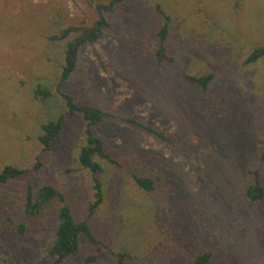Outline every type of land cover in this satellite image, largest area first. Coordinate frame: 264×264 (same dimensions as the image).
<instances>
[{
	"label": "rangeland",
	"instance_id": "rangeland-1",
	"mask_svg": "<svg viewBox=\"0 0 264 264\" xmlns=\"http://www.w3.org/2000/svg\"><path fill=\"white\" fill-rule=\"evenodd\" d=\"M109 1L0 0V171H26L0 183V264H55L58 204L41 217L25 212L28 189L34 196L44 185L96 240L81 239L80 254L60 264H115L118 254L126 264H194L205 253L207 264H264V201L244 195L254 171L264 189V58L244 64L264 44V0H124L58 88L66 40L51 38L92 25L95 6ZM165 24L172 62L160 64ZM208 74L205 93L187 79ZM37 86L51 97L34 100ZM62 94L170 140L103 118L94 134L112 162L100 160L103 200L90 218L92 175L78 163L86 123ZM60 116L62 131L44 150L40 127Z\"/></svg>",
	"mask_w": 264,
	"mask_h": 264
},
{
	"label": "trees",
	"instance_id": "trees-1",
	"mask_svg": "<svg viewBox=\"0 0 264 264\" xmlns=\"http://www.w3.org/2000/svg\"><path fill=\"white\" fill-rule=\"evenodd\" d=\"M122 1L124 0H110L107 4H97L95 6L96 20L92 25L85 26L82 24L80 26H70L61 29L58 34L51 38L58 41L66 40L64 44L63 65L61 66L58 88L67 82L75 72L78 62V53L81 48L85 45L93 44L103 37L105 31L109 27L106 15L112 13ZM156 36L158 41L155 49L157 62L160 64L172 62V58L166 54L165 48L168 36L167 24L163 25L158 30ZM262 58H264V44L255 47L245 59L244 64H254ZM187 79L189 82L199 87L202 93H205L213 80V75L208 74L199 77L187 76ZM32 97L34 100L39 98L46 100L51 97V94L47 88L37 86L32 91ZM62 98L64 99L68 113L80 114L86 123L85 143L79 150L78 163L83 169L88 170L92 175L93 201L88 205L87 215V217L90 218L103 200L101 185L96 178V175L102 171L100 160L112 162L111 158L104 151L103 141L94 134V129L102 122L103 118L118 120L119 122L138 128L166 144H170V140L164 132H160L150 126L144 125L143 123L136 121L134 118H116L103 112L99 108L88 105H77L70 96L62 94ZM62 120L63 117L60 116L57 120H49L41 125L40 134L37 139L40 145L43 146L44 150H47L49 144L61 133ZM25 172L26 171L10 165L5 166L0 171V183L3 184L11 179L20 177L25 174ZM252 175V183L247 186L244 195L250 203L262 202L264 201V189L258 179V171H254ZM133 180L140 189L146 192L153 190V181L149 177L136 176ZM54 203L58 204L54 212L57 225L54 229L53 239L48 252L49 255L54 258V263L60 264L66 259L76 257L80 254L81 239H86L92 243H96V240L89 228L88 222H78L74 220L71 210L65 203L63 195L53 186H42L34 196H32V192L28 189V195L25 202V212H27V215L29 216L41 217ZM18 232L23 234L24 227L19 226ZM210 256L211 255L208 253L198 256L195 258L194 264H207L210 260ZM125 257L124 254H118L116 256L115 264H126ZM89 260L92 261V259Z\"/></svg>",
	"mask_w": 264,
	"mask_h": 264
}]
</instances>
